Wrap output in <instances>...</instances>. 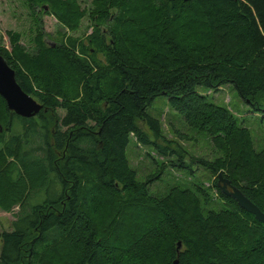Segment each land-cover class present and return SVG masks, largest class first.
<instances>
[{
  "label": "trees",
  "instance_id": "obj_1",
  "mask_svg": "<svg viewBox=\"0 0 264 264\" xmlns=\"http://www.w3.org/2000/svg\"><path fill=\"white\" fill-rule=\"evenodd\" d=\"M25 1L33 14L47 5L69 29L84 16L76 0ZM90 3L87 46L59 39L52 47L37 35L29 53L9 31L10 51L0 48L21 90L43 107L22 118L0 97V195L6 209L18 205L0 231V264H264V226L217 186L220 173L264 213V148L196 91L229 86L264 120V0ZM159 97L219 150L191 163L214 178L217 198L203 185L157 197L153 178L137 180L130 137L187 168L141 128L163 138L149 113Z\"/></svg>",
  "mask_w": 264,
  "mask_h": 264
},
{
  "label": "rangeland",
  "instance_id": "obj_2",
  "mask_svg": "<svg viewBox=\"0 0 264 264\" xmlns=\"http://www.w3.org/2000/svg\"><path fill=\"white\" fill-rule=\"evenodd\" d=\"M75 3L83 11L84 16L76 28L69 29L48 12L49 7L47 5L44 6L46 9H35L38 12L33 14L25 0H0V48L10 51L7 36L9 31L19 33L20 43L29 53L35 51L34 39L37 35L44 36V41L52 47H55V43L59 39H62L64 43L68 39H73L78 46H87V39L91 36L95 26V22H93L94 9L90 0H76ZM149 6L147 3L143 4L142 11L146 13L144 8ZM112 13H114L113 10ZM196 91L206 96L207 100L216 106L226 108L238 122L246 126L251 133L255 150L264 148L262 114L252 112L239 98L235 90L226 86L217 92L201 87L196 88ZM59 113L60 115L63 114L62 111ZM149 113L158 120L163 138L155 140L147 126L142 124L143 132L150 141H156L161 147L175 150L176 155L182 158L187 168L182 169L180 167L176 156H159L151 146L142 145L134 137H130L126 153L130 167L136 172L137 180L142 182L147 178H153L149 190L152 195L157 197L165 195L174 186L192 188L193 185H203L210 188L214 199L217 198L212 186L214 178L207 171L198 167L197 164L191 163L194 159L212 161L219 156V150L213 146L204 132L189 128L182 118L170 109L164 97H159L153 102ZM7 161H10L9 158ZM2 163L0 159V165ZM8 194L5 192L4 195ZM7 197H0V231L10 230L11 222L18 211L16 204L11 205L9 210L6 209L10 204V201L6 199ZM217 208L219 205L215 207L212 204L207 209L216 210Z\"/></svg>",
  "mask_w": 264,
  "mask_h": 264
},
{
  "label": "water",
  "instance_id": "obj_3",
  "mask_svg": "<svg viewBox=\"0 0 264 264\" xmlns=\"http://www.w3.org/2000/svg\"><path fill=\"white\" fill-rule=\"evenodd\" d=\"M46 9V8H45ZM0 97L4 100L9 111L22 118H33L42 109V105L34 100L30 95L21 90L15 80V73L9 67L6 60L0 55ZM217 186L219 191L232 198L242 210L251 214L257 222L264 226V213L248 200L242 192L231 185L228 179L218 174ZM180 244H177V251ZM177 264V260L174 261Z\"/></svg>",
  "mask_w": 264,
  "mask_h": 264
}]
</instances>
